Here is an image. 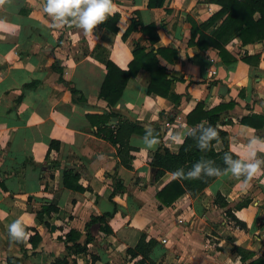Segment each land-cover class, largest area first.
Here are the masks:
<instances>
[{
	"label": "crops",
	"instance_id": "obj_1",
	"mask_svg": "<svg viewBox=\"0 0 264 264\" xmlns=\"http://www.w3.org/2000/svg\"><path fill=\"white\" fill-rule=\"evenodd\" d=\"M217 9L211 0H163L154 8L146 7V0H113L117 32L111 33L100 25L85 32L72 20L54 28L43 0H5L0 5V264L7 258L16 264H48L62 257L68 264H138L140 256L130 257L125 249L133 248L141 233L145 241L154 240L147 252L152 264H264V166L247 188L229 173L215 177L194 197L183 193L170 206L158 208L154 198L172 174L166 171L153 181L149 160L163 147L176 153L180 144L170 141L169 134L190 129L185 114L196 102L203 109L231 103L216 124L226 131L227 149L236 159L247 158L253 135L264 140V39L245 45L236 37L229 40L225 49L235 60L228 64L212 47L187 44V17L200 23ZM132 16L155 25L153 52L156 47L175 51L171 62L156 56L168 90L165 95L147 93L149 74L139 69L109 106L97 98L104 60L126 69L134 44L148 47L138 31L120 39ZM243 54L258 55L257 64L241 61ZM52 63L84 103L72 101ZM210 67L216 71L212 76L206 73ZM32 81L33 86H24ZM105 114L102 125L107 128L99 130L98 116ZM254 115L261 118L260 127L254 126ZM124 120L147 133L127 136L122 158L129 167L120 163L118 146L105 138ZM153 137L159 143L148 148ZM50 140L57 141V149L46 154ZM213 146L215 151L222 147L220 142ZM256 154L263 159L264 146H257ZM66 170L77 175L68 182L81 190L63 185ZM222 199L223 207L218 204ZM49 203L56 210L38 220L35 212ZM227 208L243 227L229 219ZM105 212L112 215L87 226L90 216ZM16 220L30 240L18 243L9 237L8 226ZM103 223L105 232L99 230ZM68 230L78 237L66 240ZM86 233L92 239L85 252L65 249L81 245Z\"/></svg>",
	"mask_w": 264,
	"mask_h": 264
},
{
	"label": "trees",
	"instance_id": "obj_2",
	"mask_svg": "<svg viewBox=\"0 0 264 264\" xmlns=\"http://www.w3.org/2000/svg\"><path fill=\"white\" fill-rule=\"evenodd\" d=\"M213 3L218 5V9L215 13L210 15L204 21L197 23L192 18L187 17V21L190 24L189 39L187 44L195 46L197 49H202L205 46L216 49L217 55L223 63H231L235 60L226 49L225 44L232 38H238L240 45L261 41L264 39V0H211ZM163 0H146V7L154 8L161 7ZM219 19L217 25L210 31L206 30ZM71 20V19H70ZM69 20V21H70ZM117 20V14L113 13L108 15L107 20L100 24L111 33L117 32L115 22ZM131 31H138L145 35V40L148 43L147 50L144 46L138 43L134 44L131 52V59L127 63L126 69H121L113 64L109 59L104 60L105 74L101 81L97 98L104 100L109 106H112L118 99L121 90L123 89L126 80L134 76L139 69H144L149 74V82L147 84V93L153 92L156 94L165 95L168 90L169 80L165 78L164 67L158 63L156 56L165 58L171 62L175 58V51L166 47H156L153 52L152 44L157 41V35L155 32V25L153 23L144 24L138 20L135 16L130 17L129 24L120 34V39L124 40L125 37ZM254 59V61H251ZM240 60L245 63L253 62L257 64L258 55L247 56L243 54ZM51 68L59 73L58 80L65 85L71 95L73 102L84 103L85 98L82 94L74 89L68 87L69 83L60 77L61 70L57 67V63H52ZM34 81L25 84L24 86H33ZM231 106V103H218L217 105L208 109H203L201 101L195 103L194 107L185 114V122L190 125V129L185 133L187 138L179 145L176 153H171L166 148H162L161 152L158 150L154 151L150 160L149 167L153 168L152 179L156 181L167 171L172 174V177L168 179L166 183L160 186L154 194V198L157 200V207L170 206L180 195L187 193L189 196H196L205 187L213 177H202L201 179H177L173 178V173L177 169H182L186 174L194 169V166L199 163L202 170L208 167H214L224 169L228 167L225 164L223 156L225 153L232 154V159L235 160L236 156L227 149V133L225 130L217 126L219 113L222 109H226ZM108 115V114H107ZM107 115L98 116L100 119L99 130L107 128L103 126V122L106 120ZM88 116V115H86ZM257 119L254 124L255 127L261 126V118L259 116H252ZM241 123H250L245 118L240 119ZM203 124L212 125L218 133L217 138L211 141L207 151H201L196 145L197 140L200 137L201 129L197 126ZM135 132L147 136V133L137 126L136 123L128 120L119 121L113 130L109 129L105 138L111 143L118 146L116 154L125 167H129L128 163L122 158V152L128 150L126 145V138L129 133ZM125 137V138H124ZM220 142L222 147L220 150H214V144ZM57 141L50 140L48 142L46 154L50 150L56 151ZM264 159V158H263ZM77 175L70 173L69 171L62 172V183L65 187L72 189H79L81 187L72 185L68 180H76ZM113 191L109 195L112 196ZM216 202V200H213ZM219 206H225L226 203L222 199L218 202ZM240 205H237L239 207ZM56 210L54 204L49 203L47 205H41L39 210L35 212L38 220L41 219L42 214L49 215L51 212ZM113 212V211H112ZM112 212H105L98 216H90L86 222L87 226L94 222H103L104 216L112 215ZM224 213L229 216V219L233 220L235 224L243 227V224L234 218L230 213V209H224ZM99 230L105 232V224L99 227ZM79 235L74 230H68L65 239L74 240ZM92 239L88 233H86L83 243H73L71 246H65L66 250H71L74 253H83L86 251V243ZM30 240V237H28ZM17 242V241H15ZM19 243V242H18ZM154 240H144V233H141L136 244L133 248H126L125 252L130 257L140 256L137 260L138 264H152L147 257V252L150 250ZM233 249L237 253H242V249L233 246ZM242 256V255H241ZM95 259V257H92ZM6 264H16V262H10V258H7ZM48 264H68L65 257L55 258ZM107 264V263H105Z\"/></svg>",
	"mask_w": 264,
	"mask_h": 264
},
{
	"label": "clouds",
	"instance_id": "obj_3",
	"mask_svg": "<svg viewBox=\"0 0 264 264\" xmlns=\"http://www.w3.org/2000/svg\"><path fill=\"white\" fill-rule=\"evenodd\" d=\"M4 3L5 0H0V5ZM112 4L113 0H43V10L50 18L54 28H63L71 19L85 32H90L107 20L112 11ZM197 126L201 129V134L196 146L201 151H207L211 141L218 136L217 130L210 124L207 127L203 124ZM169 138L172 142L182 144L187 138V134L183 132L179 135L169 134ZM158 143L157 137H153L146 146L155 148ZM257 146H264V140L253 135L249 139V152L246 159L233 160L232 154L225 153L223 159L228 167L224 169L208 167L202 170L201 165L197 163L194 169L186 174L182 169H177L173 173V178L201 179L202 177H220L230 173L236 179H242V187L247 188L249 181L264 166V159L257 157ZM8 234L13 241L23 242L28 239V234L20 220L13 221L8 226Z\"/></svg>",
	"mask_w": 264,
	"mask_h": 264
},
{
	"label": "built area",
	"instance_id": "obj_4",
	"mask_svg": "<svg viewBox=\"0 0 264 264\" xmlns=\"http://www.w3.org/2000/svg\"><path fill=\"white\" fill-rule=\"evenodd\" d=\"M215 72H216V71H215V68H213V67H210V68L206 71V73H207L208 76H212V75H214ZM161 242L164 243V242H165V239H164V238H161Z\"/></svg>",
	"mask_w": 264,
	"mask_h": 264
},
{
	"label": "water",
	"instance_id": "obj_5",
	"mask_svg": "<svg viewBox=\"0 0 264 264\" xmlns=\"http://www.w3.org/2000/svg\"><path fill=\"white\" fill-rule=\"evenodd\" d=\"M150 171H153V168H150Z\"/></svg>",
	"mask_w": 264,
	"mask_h": 264
}]
</instances>
